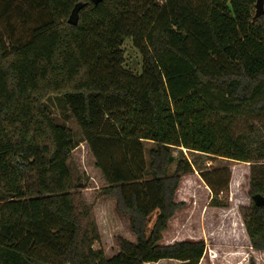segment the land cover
Returning a JSON list of instances; mask_svg holds the SVG:
<instances>
[{
	"label": "trees",
	"instance_id": "16d2710c",
	"mask_svg": "<svg viewBox=\"0 0 264 264\" xmlns=\"http://www.w3.org/2000/svg\"><path fill=\"white\" fill-rule=\"evenodd\" d=\"M76 2L84 6L72 25ZM255 2L0 0V17L12 6L38 21L9 46L0 34V264H199L204 241L159 243L190 167L178 159L169 172L171 149L251 162L248 193L264 196V129L233 132L237 119L264 117V13L254 17ZM125 40L142 55L140 74L122 66ZM53 96L63 120L46 103ZM68 109L103 179L99 195L115 200L135 236L118 237L110 257L77 188L72 151L81 141ZM144 141L154 143L147 160ZM199 175L208 205L227 208L229 168ZM239 212L250 247L229 262L259 264L264 205L251 200ZM218 256L210 252L213 264Z\"/></svg>",
	"mask_w": 264,
	"mask_h": 264
},
{
	"label": "rangeland",
	"instance_id": "374dc122",
	"mask_svg": "<svg viewBox=\"0 0 264 264\" xmlns=\"http://www.w3.org/2000/svg\"><path fill=\"white\" fill-rule=\"evenodd\" d=\"M162 3L164 0H158ZM17 1H15V4ZM1 11V10H0ZM34 13V12H33ZM31 13V20L22 21L19 11L12 6L0 17V34L7 46L10 43L23 41L29 38L30 30L35 25L37 17ZM124 60L123 68L134 74L142 71V55L133 45L132 41L123 43ZM46 103L52 109L58 119L63 120L58 101L53 97ZM76 118V119H75ZM68 109L67 125L72 129L75 141H81L72 151V157L80 174L78 190L84 200L93 206L94 217L100 234V247L106 257H110L118 251V237L134 241L135 238L129 230L128 218L119 212L115 206V200L99 195L104 186L100 171L94 165V159L85 143L84 133L80 122H77ZM79 123V124H78ZM264 129V117L256 119H237L233 124V132H245L250 127ZM144 156L148 159V150L154 147L150 141L143 142ZM174 161L169 166L172 172L178 159H185L190 167L181 176L175 200L183 202V205L169 219L166 230L162 233L160 244H171L179 240L204 241L206 247L199 264H213L210 252L220 254L215 264H231L236 257L245 258L242 250L249 248L242 219L239 212L240 206H248L251 203L249 195V177L251 162H241L225 157L214 156L188 150L186 148L173 147L171 149ZM264 161H262L263 163ZM228 167L229 180V206L227 208H215L208 205L210 190L201 179L199 172L203 169ZM154 216V215H153ZM151 219L149 225L152 224ZM94 247H98L97 244ZM259 264H264V251L257 254ZM148 264H181L177 260L162 259Z\"/></svg>",
	"mask_w": 264,
	"mask_h": 264
},
{
	"label": "water",
	"instance_id": "95a60500",
	"mask_svg": "<svg viewBox=\"0 0 264 264\" xmlns=\"http://www.w3.org/2000/svg\"><path fill=\"white\" fill-rule=\"evenodd\" d=\"M100 1H102V0H92V2L94 4H97ZM83 6H84V3H82V2H76L73 5V7L69 13L68 19H67L69 24L75 25L77 23L78 13ZM254 7H255L254 17H258V16L262 15L264 13V0H256ZM78 187H79V184H78ZM251 200L257 206H263L264 205V196L259 194V193L252 195Z\"/></svg>",
	"mask_w": 264,
	"mask_h": 264
},
{
	"label": "crops",
	"instance_id": "0c3cea01",
	"mask_svg": "<svg viewBox=\"0 0 264 264\" xmlns=\"http://www.w3.org/2000/svg\"><path fill=\"white\" fill-rule=\"evenodd\" d=\"M242 224H243V222H242ZM243 227H244V225H243ZM244 231H245V229H244ZM246 233V232H245ZM134 236V235H133ZM246 237H247V239H248V236H247V234H246ZM134 238H135V236H134ZM126 239V238H125ZM128 240V239H127ZM130 241V240H129ZM178 241V240H177ZM179 241H181V240H179ZM248 241H249V239H248ZM249 245H250V241H249ZM160 261V260H159ZM153 263V262H152ZM146 264H148V263H146Z\"/></svg>",
	"mask_w": 264,
	"mask_h": 264
}]
</instances>
